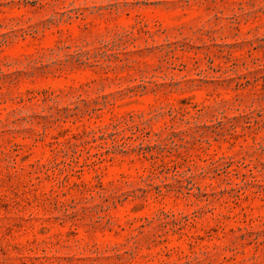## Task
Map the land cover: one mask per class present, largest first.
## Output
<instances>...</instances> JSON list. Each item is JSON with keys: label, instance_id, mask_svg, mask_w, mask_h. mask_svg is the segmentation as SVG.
Masks as SVG:
<instances>
[{"label": "rangeland", "instance_id": "obj_1", "mask_svg": "<svg viewBox=\"0 0 264 264\" xmlns=\"http://www.w3.org/2000/svg\"><path fill=\"white\" fill-rule=\"evenodd\" d=\"M0 264H264V0H0Z\"/></svg>", "mask_w": 264, "mask_h": 264}]
</instances>
